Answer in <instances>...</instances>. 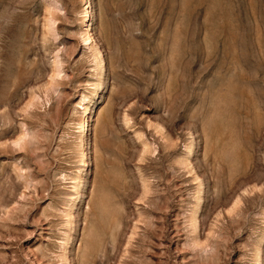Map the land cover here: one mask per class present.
I'll return each instance as SVG.
<instances>
[{
  "label": "rangeland",
  "instance_id": "rangeland-1",
  "mask_svg": "<svg viewBox=\"0 0 264 264\" xmlns=\"http://www.w3.org/2000/svg\"><path fill=\"white\" fill-rule=\"evenodd\" d=\"M0 264H264V0H0Z\"/></svg>",
  "mask_w": 264,
  "mask_h": 264
}]
</instances>
